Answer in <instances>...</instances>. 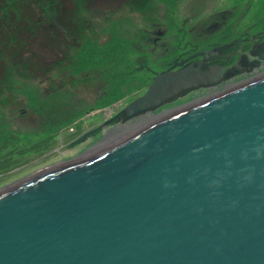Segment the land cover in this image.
Returning <instances> with one entry per match:
<instances>
[{
  "label": "water",
  "instance_id": "1",
  "mask_svg": "<svg viewBox=\"0 0 264 264\" xmlns=\"http://www.w3.org/2000/svg\"><path fill=\"white\" fill-rule=\"evenodd\" d=\"M187 60L122 120L230 69ZM0 264H264V75L0 191Z\"/></svg>",
  "mask_w": 264,
  "mask_h": 264
},
{
  "label": "rangeland",
  "instance_id": "2",
  "mask_svg": "<svg viewBox=\"0 0 264 264\" xmlns=\"http://www.w3.org/2000/svg\"><path fill=\"white\" fill-rule=\"evenodd\" d=\"M153 4L154 0H0V146L6 147L2 153L10 151V157L19 161L0 174V191L72 161L95 146L103 134L91 136V129L139 97L154 75L171 63V58L159 57L153 50L157 29ZM113 36H118L126 49L114 55V70L132 72V76L120 84L123 98L95 107L119 84L109 79L111 61L84 67L81 61L77 64L73 51L87 40L106 44ZM56 91L63 92L72 111L84 113L68 123L60 120L55 129L35 111L34 103ZM59 102L56 97L46 104L52 107ZM137 125L123 134L145 126ZM10 131L13 139L7 138ZM48 137L49 150L31 149Z\"/></svg>",
  "mask_w": 264,
  "mask_h": 264
},
{
  "label": "flooded vegetation",
  "instance_id": "3",
  "mask_svg": "<svg viewBox=\"0 0 264 264\" xmlns=\"http://www.w3.org/2000/svg\"><path fill=\"white\" fill-rule=\"evenodd\" d=\"M153 5L157 26L153 50L159 57L172 59L162 71L174 62L188 59L173 69L177 70L205 57L208 60L203 62L204 67L230 69L212 86L185 92L157 110L140 115L135 123L189 101L216 97L264 75V0H154ZM122 117L118 111L93 127L91 136L123 125Z\"/></svg>",
  "mask_w": 264,
  "mask_h": 264
},
{
  "label": "trees",
  "instance_id": "4",
  "mask_svg": "<svg viewBox=\"0 0 264 264\" xmlns=\"http://www.w3.org/2000/svg\"><path fill=\"white\" fill-rule=\"evenodd\" d=\"M55 2V0H54ZM119 37L113 36L110 41L106 44H98L94 40H87L85 41L84 45L73 51V56H76L79 63L84 67L88 66H97L98 64H101V62H105V64L109 65V62L111 61V68L108 73L109 79L117 80L119 84H116L114 88H110L111 93H107L103 98H100L96 103L95 107L99 106H109L119 100L120 98L124 97V94L122 91H120V84H123L124 81L127 79H131L130 76H132V72H122L118 70H114L115 67L112 65V60L115 61L116 57L114 56L116 53L122 51H126V49L123 47V44H121ZM63 92L56 91L48 94L43 99L36 101L34 104L36 106L35 111L44 118L45 123H47L50 127L58 128L60 123V120H65V122H70L74 118H77L78 116H81L84 113V110H81L79 112H74L72 109L68 106L67 99L62 94ZM59 98L60 102L57 105H51L47 106L46 102L48 99L51 98ZM56 106H59L60 109L55 108ZM95 107H93L91 110H93ZM11 131L8 132L9 139H13ZM81 134V132L78 133V135ZM76 135L75 138L78 136ZM8 142L4 141L3 143ZM51 143V137H48L46 139H43L39 142H37L35 145L31 146V149L35 151H46L49 150V144ZM5 145L0 146V174L4 171L8 170L9 168L14 167L19 161L17 159H13L10 157V151L2 153V151L5 149ZM19 154L21 153L18 152Z\"/></svg>",
  "mask_w": 264,
  "mask_h": 264
},
{
  "label": "bare ground",
  "instance_id": "5",
  "mask_svg": "<svg viewBox=\"0 0 264 264\" xmlns=\"http://www.w3.org/2000/svg\"><path fill=\"white\" fill-rule=\"evenodd\" d=\"M261 76V75H260ZM228 91V90H227ZM199 101H201V100H199ZM198 101V102H199ZM188 105H190V104H188ZM188 105H184V106H181V107H179V108H174V109H170V110H168V111H165L164 113H162V115H159V116H157V115H155V116H152V117H149L148 119H149V121L148 122H144V123H142L141 125H140V122H134V120L137 118H133V119H130V120H126V121H123L122 120V122L124 123L123 125H121V126H119V127H112V128H109V129H105L104 130V133H103V136L101 137V139H98L96 142H95V146H91V147H88L87 148V150H85L84 152H82V153H80V154H82V155H80L79 157H77L76 159H74V160H77V159H80V158H82V157H84V156H86V155H88V154H90V153H92V152H94V151H96V150H98V149H100V148H102V147H104V146H106V145H108V144H110V143H112V142H114L113 141V139L114 138H117V139H120V138H123L125 135L123 134L124 132H126V131H129L128 129H131L132 128V126H134V125H136V124H138L137 126H143V125H147L148 123H153L154 121H156V120H159V119H161V118H163V117H165L166 115H169V114H171V112H174L175 110H177V109H180V108H182V107H185V106H188ZM148 113V112H147ZM146 114V113H145ZM139 117V116H138ZM139 126V127H140ZM144 126V127H145ZM148 126V125H147ZM138 129V128H137ZM139 129H141V128H139ZM135 130V129H134ZM132 131V130H131ZM136 131V130H135ZM124 135V136H123ZM116 141V140H115Z\"/></svg>",
  "mask_w": 264,
  "mask_h": 264
}]
</instances>
